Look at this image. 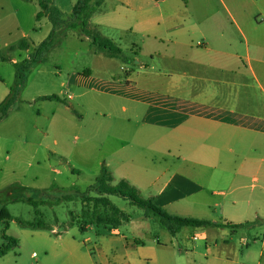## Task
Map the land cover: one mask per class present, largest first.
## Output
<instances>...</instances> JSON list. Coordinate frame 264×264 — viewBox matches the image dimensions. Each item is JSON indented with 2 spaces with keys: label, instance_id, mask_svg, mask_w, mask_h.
I'll list each match as a JSON object with an SVG mask.
<instances>
[{
  "label": "crops",
  "instance_id": "crops-1",
  "mask_svg": "<svg viewBox=\"0 0 264 264\" xmlns=\"http://www.w3.org/2000/svg\"><path fill=\"white\" fill-rule=\"evenodd\" d=\"M90 24L129 40L140 70H127L126 80L90 70L69 76V86L96 89L91 101L106 110L92 122L104 127L100 166L170 214L243 225L183 228L194 234L192 249L176 237L150 245L106 237L121 227H89L104 239L101 264H264V0H101ZM93 56L103 68L116 59ZM157 68V78L143 75ZM85 95L65 91L64 100L85 108ZM78 231L34 232L59 264H99ZM251 242L258 253L242 251Z\"/></svg>",
  "mask_w": 264,
  "mask_h": 264
},
{
  "label": "rangeland",
  "instance_id": "rangeland-1",
  "mask_svg": "<svg viewBox=\"0 0 264 264\" xmlns=\"http://www.w3.org/2000/svg\"><path fill=\"white\" fill-rule=\"evenodd\" d=\"M54 1L65 13L64 20L67 23L79 0ZM39 11L37 0H0V103L7 98L11 89L18 99L8 118L0 123V200L4 199L2 192L12 185L19 184L29 188L31 191H21L18 195L39 201V210L47 223L63 232L71 221L72 212L81 216L82 203L79 195L94 184L101 171L104 127L92 128V122L95 119L102 123L100 112H106L101 101L96 105L91 101L92 98H98L96 89L79 90L69 86V76L76 71L90 70L93 75L109 78L118 76L126 80L129 77L127 70H140L136 66L137 61L133 59L135 53L132 52V46L128 45L131 42L112 31H103V35L114 39L128 59L106 61L110 62L109 66L103 68L93 56L90 40L81 39L78 33L70 31L60 38L61 41L44 61L24 68V64L31 61V55L52 30V24L47 18L37 21ZM22 41L29 43L28 50L17 48ZM140 58L146 64L157 66V62L152 64L150 57ZM159 69L161 68L152 71L149 69L143 75L157 78ZM131 75L134 76L133 73ZM136 81L134 86L143 82L144 77ZM65 91L74 96L85 92L87 95L82 100L78 99L85 108H78L74 101L64 100ZM45 95H56L64 101L41 100L40 97ZM65 106L72 107V111ZM74 109L85 116L84 122L74 114H77ZM87 143L91 147L89 151L85 148ZM141 195L150 198L148 192ZM64 196L70 200L63 199L57 204ZM111 199L117 207L131 216L132 222L120 228V236L106 235L108 239L119 241L126 237L128 241L138 239L150 245L159 240L170 245V241L175 238L154 217L146 219L142 209L117 197ZM6 207L12 218L8 224L0 221V249L6 245L4 235L17 239L19 243L18 247L12 248L6 256L0 258V264H59L51 253L45 257L48 247L37 233L19 225L18 220L33 221L36 217L35 209L23 201L9 203ZM188 232H181L176 239L179 244L192 249L194 234ZM97 234L98 230H90L77 233V237L83 242L87 238L91 239L89 247L95 248L94 260L101 264L103 260L98 249L104 239ZM201 241L200 239L199 243ZM253 245L251 242V247H244L242 251L245 253L251 249L258 253L260 247ZM116 247L121 249L122 243H117ZM248 262L253 264L250 259Z\"/></svg>",
  "mask_w": 264,
  "mask_h": 264
},
{
  "label": "trees",
  "instance_id": "trees-1",
  "mask_svg": "<svg viewBox=\"0 0 264 264\" xmlns=\"http://www.w3.org/2000/svg\"><path fill=\"white\" fill-rule=\"evenodd\" d=\"M37 3L40 8L36 16L37 21L47 18L52 24V30L46 40L43 41L31 55V61L24 64V68L29 67L32 63L44 61L51 50L61 41L60 38L66 36L67 32L70 31L78 33L81 39L90 40L91 48L96 53L104 54L110 58L128 59L116 42L103 36L97 27L90 24V19L101 6V0H79L73 7L71 17L67 23L64 20L65 13L55 5L54 0H37ZM17 48L28 50L30 46L28 42L22 41ZM40 99L43 101H64L56 95L43 96L40 97ZM17 100V94L11 89L7 98L0 103V123L8 118ZM21 191L31 190L27 187L15 184L2 192L1 195L4 199L2 201L0 200V221L8 224L9 220L12 218L6 207L7 204L23 201L27 202L35 209L36 217L30 222L18 220L19 225L24 229L32 231H52V226L47 223L39 210L41 203L32 198L25 199L19 196L18 192ZM112 197L120 198L142 209L145 218L154 217L159 225L174 237L186 227H224L231 230L243 227V225H224L209 220L170 214L165 208L159 206L154 198H144L139 189L133 186L129 181L121 180L114 183L111 170L104 166L94 184H92L86 192L79 195L82 203L81 216L78 217L72 212L70 214L71 221L66 228L78 227L81 232H86L89 227L93 226L97 228L119 229L124 224L129 223L131 221V216L117 207L113 203ZM63 199L70 200V198L64 196L61 200L57 201V204ZM50 204L55 205V203L52 202H50ZM4 240L6 241V245L0 249V258L6 256L12 248L18 247L19 243L17 239L7 235H4Z\"/></svg>",
  "mask_w": 264,
  "mask_h": 264
}]
</instances>
